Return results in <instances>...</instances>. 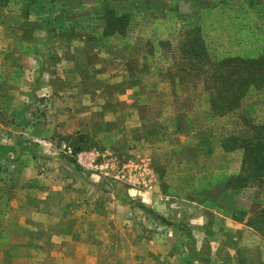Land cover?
<instances>
[{
    "label": "rangeland",
    "instance_id": "obj_1",
    "mask_svg": "<svg viewBox=\"0 0 264 264\" xmlns=\"http://www.w3.org/2000/svg\"><path fill=\"white\" fill-rule=\"evenodd\" d=\"M124 14L130 16L125 31L108 33V19ZM48 21L53 41L86 42L85 64L97 66L100 83L86 81L83 100L69 80L64 94L71 108L68 122L59 123L54 151L43 143L51 136L38 138V173L44 176L35 182L31 178L32 193L12 192L10 177L4 178L9 189L0 190V220H20L24 234L17 235L14 224L10 234L0 237L2 263L159 264L148 249L170 250L179 242L186 248L184 237L179 240L172 229L189 233L187 220L173 225L146 219L151 214L142 204L143 194L148 196L160 179L176 198L223 205L227 215L248 223L264 220V87L251 85L239 110L218 116L204 80L189 68L179 69L185 63L179 48L197 27L212 61L264 57V0H8L0 8V28L16 27L19 35L44 30ZM115 69L130 81L111 89L133 91L128 96L140 108L151 151L157 148L161 154L165 147L164 157L154 161L144 153H129L138 149L141 137L127 144L118 134L120 102L106 88ZM38 103L37 117L46 118L49 98ZM84 116L91 122L85 129ZM161 139L167 145L158 146ZM249 143L263 155H248L241 146ZM30 220L36 230L32 236ZM158 225L167 228L159 239ZM161 258L165 264L182 261Z\"/></svg>",
    "mask_w": 264,
    "mask_h": 264
},
{
    "label": "crops",
    "instance_id": "obj_2",
    "mask_svg": "<svg viewBox=\"0 0 264 264\" xmlns=\"http://www.w3.org/2000/svg\"><path fill=\"white\" fill-rule=\"evenodd\" d=\"M49 26L48 21V26L47 28L45 26L44 30L33 28L32 32L23 31L20 35L16 27L0 28L2 33L0 42L1 192L9 189L5 177H10L11 191L18 193L21 190L32 193L34 186L31 184V178L34 182L40 177L43 178L44 175L38 173L37 161L40 157L37 151L41 148V144H37L41 141L38 138L51 136L52 139L43 143L45 146L50 144L54 151L53 139H57V128L61 126L59 123L68 122L67 116L71 110L66 106L67 97L64 95L70 88L69 80L76 90V96H80L83 100L87 97L86 81L100 83L97 66L91 63L85 64L88 55L86 42H82L80 38L78 41L62 39L53 41L54 37L51 36ZM94 50L90 52L91 55L96 53ZM113 63L118 62L113 61ZM85 67L88 68V72ZM108 77L106 88L110 89L117 87L119 83L130 81L128 74H121L117 69L110 71ZM109 92L116 103L120 102L117 108L120 109L118 116L123 115V119L116 118V123L120 122L121 130L118 132L120 137L128 139L127 144L131 143L130 139L133 136H139L142 140L141 143H137L138 149L134 151L132 147L129 153H144L154 161L158 159L157 155L164 157L167 153L165 147H162L161 154H158L157 148L155 153L151 151L150 139L145 135L143 121L139 116L140 108L137 104L134 106L133 100L130 99L132 96H128L129 92L132 94L133 91L126 89V92H116L115 89H111ZM44 96L50 100V109L45 112L46 118H38V102ZM124 97L127 98L125 105L122 103ZM83 112L85 114L86 111ZM81 120L85 121L83 129L91 126V122H86L85 116ZM2 121H5V125ZM16 133L21 136H15ZM26 134L30 137H26ZM157 145H167L166 139L157 140ZM143 149L144 152H141ZM153 189L152 192L149 191L148 196L143 194L142 197L143 206L151 214L147 215L146 219L167 220L173 225L178 220H187L189 227V236L172 229V234L179 240L184 237V243L188 247L183 248V244L179 242V246H174L170 250H166L164 245L162 248L165 249L158 252L148 249V256L153 254L154 257H158L159 264L164 262L161 257L168 256L182 258V261L175 259L172 264H183L185 260L189 262L185 264H264V239L249 225L248 220L242 221L227 215L223 205L209 207L198 201L176 198L173 190L169 191L163 187L162 179ZM2 201L0 197V206H4ZM261 209L253 211L251 215L254 216ZM32 221H28L29 236L36 232ZM21 223L20 220H0V237L10 234L8 230L14 224L18 227L17 235L23 236L24 233L19 227ZM165 229L167 228L161 225L158 227V231H161L158 239ZM247 237L251 240L246 241ZM0 264L5 263L0 261Z\"/></svg>",
    "mask_w": 264,
    "mask_h": 264
},
{
    "label": "trees",
    "instance_id": "obj_3",
    "mask_svg": "<svg viewBox=\"0 0 264 264\" xmlns=\"http://www.w3.org/2000/svg\"><path fill=\"white\" fill-rule=\"evenodd\" d=\"M249 2L251 6L254 5V1ZM7 4L8 0H0V8L7 6ZM109 15L112 16V13H108ZM107 23V27L109 26L107 28L108 33H110V29H117L119 32H124L125 28L130 24V16L124 14L115 16L114 18L111 17ZM195 29L192 33L187 34L188 41L186 45L179 48L180 53L183 55L182 60L185 62L183 65H180L179 69L185 72L189 68L190 72L195 73L198 79L204 80L205 89H209L213 95L211 104L212 108L217 110L214 112L216 114L218 113V116L234 113L241 108V101L251 85L264 87V57L254 59L237 57L212 61L206 55L204 50L205 46L201 42V28L197 27ZM201 73L204 76L201 77ZM254 138L257 139L259 137L255 136ZM232 139L234 143L238 142V138ZM252 146L249 143L247 148L244 146H241V148L247 149L248 155L253 153L263 155L261 149H255L253 146L255 150H252ZM261 214L264 215V210ZM249 224L264 236L263 219L253 220Z\"/></svg>",
    "mask_w": 264,
    "mask_h": 264
}]
</instances>
